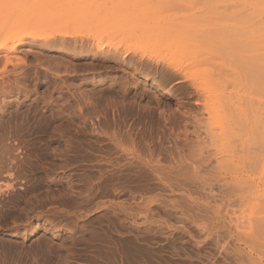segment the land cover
Returning a JSON list of instances; mask_svg holds the SVG:
<instances>
[{
    "label": "rangeland",
    "instance_id": "rangeland-1",
    "mask_svg": "<svg viewBox=\"0 0 264 264\" xmlns=\"http://www.w3.org/2000/svg\"><path fill=\"white\" fill-rule=\"evenodd\" d=\"M0 126V264H264V0H0Z\"/></svg>",
    "mask_w": 264,
    "mask_h": 264
},
{
    "label": "bare ground",
    "instance_id": "bare-ground-1",
    "mask_svg": "<svg viewBox=\"0 0 264 264\" xmlns=\"http://www.w3.org/2000/svg\"><path fill=\"white\" fill-rule=\"evenodd\" d=\"M22 25L24 28V30H23V34L21 35V36H19L17 39H20V38H22L23 36H25L26 35V32H27V28L29 27V26H33V27H41L42 26V23L39 21V20H37V19H35V20H33V21H29V20H27V21H25V22H16V21H10V20H8V21H5L4 23H3V28H6L7 29V31H12L15 27H17L18 25ZM66 32H62L61 34H65ZM61 37H63V36H61ZM46 39V38H45ZM32 41H34V39H32ZM57 41H61L62 43L63 42H66V41H63V39H59L58 38V40ZM56 42V39H53V40H50V41H48V40H46L45 41V44H53V43H55ZM4 45H6V44H4ZM2 49H4V48H2ZM14 49H16L15 47H10V48H6V49H4L3 51H4V54H7V53H9V52H13L14 51ZM96 50H97V52H99L100 53V51H102V50H104V48H103V46L102 45H99L98 47H96ZM129 50V48H125L123 51H125V52H127ZM117 50H114V52H116ZM102 52H104V51H102ZM131 52V51H130ZM129 53V52H128ZM131 54H133V55H135L136 54V52L135 51H133V52H131ZM127 56H125L124 55V57H128L130 54H126ZM137 55V54H136ZM143 58H145V55H143L142 53L141 54H139V64H147L146 62H143V60H140V59H143ZM177 71V70H176ZM180 73V72H179ZM172 74H174V75H176L177 76V74H175V73H172ZM159 86V85H158ZM9 120V119H8ZM7 120V121H8ZM6 121V123H8ZM9 122H10V120H9ZM33 122V121H32ZM5 124V123H4ZM32 124V123H31ZM6 126V125H5ZM1 127V126H0ZM3 127V129L4 128H6V127H4V126H2ZM29 128V127H28ZM6 129H4V131H5ZM3 131V132H4ZM14 131H15V129H14ZM3 132H2V134H3ZM10 132V131H9ZM12 134H13V132H12ZM4 135V134H3ZM16 135V134H15ZM2 136V135H1ZM1 138V137H0ZM111 140H114V136H111L110 135V137H109ZM1 141H2V139H1ZM114 146H117V143H115L114 144ZM9 147V146H8ZM101 147H98V148H96V150H99ZM9 149H10V147H9ZM18 149H21L20 148V146L18 145L17 147H16V145L14 146V147H12L11 148V150L14 152V151H17ZM90 150H91V147L89 148ZM29 153H30V151H28ZM32 152V151H31ZM27 153V152H26ZM25 154V153H24ZM25 156V155H24ZM27 156V155H26ZM26 157H23V155L22 156H18V157H15V158H13V162H14V164L11 166V169L12 170H14L15 168H16V171H15V174H16V178H22L23 176H25L26 175V171L27 172H32L33 171V169H34V167H33V169H32V166L33 165H31L30 164V161H28L29 160V158L27 157L26 159H25ZM28 159V160H27ZM28 161V162H27ZM114 162V163H113ZM111 161V165H115V164H117V162H116V160H114V161ZM98 166H101V167H103V165H99L98 164ZM29 167V168H28ZM114 168V167H113ZM115 169H112V173L111 174H118V170L117 171H114ZM98 172H101L102 174H104L105 172H103V168H101L100 170H97ZM119 172H121V171H119ZM72 188V187H71ZM88 197H89V195H84V193H82V192H80L79 191V201L80 202H85L87 199H88ZM95 232H93V234H94ZM93 234L91 233V235L93 236Z\"/></svg>",
    "mask_w": 264,
    "mask_h": 264
}]
</instances>
